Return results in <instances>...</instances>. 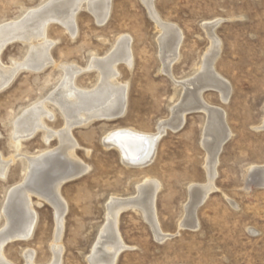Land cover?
<instances>
[{"label": "rangeland", "instance_id": "1", "mask_svg": "<svg viewBox=\"0 0 264 264\" xmlns=\"http://www.w3.org/2000/svg\"><path fill=\"white\" fill-rule=\"evenodd\" d=\"M50 1L0 0V26L18 21ZM151 1L160 23L171 25L182 35L179 58L168 71L164 70L157 42L161 28L142 0H110L103 23L92 12L98 6L83 2L74 18V36L57 20L47 26L52 63L39 71L19 69L0 90V155L10 161L5 177H0L1 212L8 191L23 182L25 156L51 152L60 145L56 135L46 144L44 130H38L20 139L16 151L12 144L14 121L34 104L43 103L51 112L50 118H45L46 130L61 132L64 116L48 100L60 83L61 67L82 69L74 82L81 89L91 90L98 82V70L88 68L91 58L111 53L119 36L130 38L131 65L118 62L116 66L117 82L126 85L124 114L98 117L71 129L70 135L78 144L74 158L88 168L60 187L66 213L59 241L53 205L31 194L36 214L33 232L27 240L4 246L7 263L51 264L53 249L60 245V264H89L91 249L106 221L109 200L134 199L137 187L149 179L160 184L156 218L161 232L168 236L157 240L137 208L124 209L117 229L125 248L115 264H264V185L249 175L251 167H264V0ZM207 24H212V34L207 32ZM211 37L218 42L211 72L227 83L229 92L224 102L219 90L209 87L202 91L201 99L223 112L230 134L218 151L214 190L196 209V227L179 228L189 200L188 188L207 182L206 113L189 110L182 126L166 128L156 142L152 162L142 168L124 163L119 151L107 148L103 139L125 128L157 132L159 123L168 121L180 102L185 91L182 84L199 75L212 45ZM31 52L30 43L13 40L0 53V64L4 68L22 64ZM4 223L1 215L0 229ZM28 253L33 254L31 262L26 259Z\"/></svg>", "mask_w": 264, "mask_h": 264}, {"label": "bare ground", "instance_id": "2", "mask_svg": "<svg viewBox=\"0 0 264 264\" xmlns=\"http://www.w3.org/2000/svg\"><path fill=\"white\" fill-rule=\"evenodd\" d=\"M142 1L156 24L161 28L162 34L157 42L164 70L168 71L179 58L178 50L182 41L181 32L171 25L160 23L153 10L151 0ZM83 2L98 6L97 12L94 10L92 12L100 23L106 20L109 14L110 0H51L40 8L28 11L22 19L10 21L0 26V53L8 43L16 39L26 41L32 47V52L22 64H13L14 66L10 68H4L0 64V90L9 85L19 69L25 67L39 71L47 64L52 63L49 54L52 43L46 41L45 36L47 26L51 21L57 20L69 30L71 37L74 36L76 33L74 18ZM205 27L207 32L212 34V24H207ZM211 40V48L199 68V75L182 84L185 91L180 102L172 109L171 118L166 122L159 123L157 132L147 134L125 128L110 132L103 139L107 148L113 147L119 151L124 163L142 168L152 162L156 142L166 128L176 129L182 126L184 115L189 110L201 109L206 113L207 131L204 142H206L209 152L205 167L207 182L204 185H191L188 188L189 200L184 210V220L179 223V228L196 227V209L214 190L213 183L216 176L218 151L230 134L224 124L223 112L208 107L201 99L202 91L209 87L218 89L224 102L229 92L227 83L211 72V69L213 70L211 65L218 47L217 40L213 37ZM91 59L88 68L98 70V82L93 89L79 88L74 81L82 69L77 68L78 66L67 65L61 67L63 74L60 83L48 98L59 107L64 116L65 127L61 132L53 133L46 130L45 118H50L51 112L49 114L43 103L31 104L33 106L26 109L13 123L14 141L12 144H14L16 151L20 148V139L31 137L38 130H44V142L46 144L56 135L60 145L51 152L25 156L23 182L8 191L0 212V216L2 215L5 220L3 228L0 229V264H9L3 255V248L8 242L27 240L33 232L36 214L32 208L31 194L43 198L53 205L56 212L54 218H56L59 226H57L58 231L55 236L56 240L59 241L62 220L66 213V205L59 194L60 187L66 180L77 178L88 168L74 158V150L78 144L70 135L71 129L76 125H85L98 117L113 118V115L124 114L126 85L117 82L119 72L116 66L118 62L131 65L130 38L119 36L111 53L103 58L100 57V59ZM9 162V160H3L0 155V177H5ZM249 175L251 178L256 177L258 183L264 185V167H251ZM159 188L160 184L157 181L146 179L141 186L137 187V197L134 199L113 197L109 200L105 209L106 221L91 249L88 257L89 264H115L118 255L125 248L119 236L117 224L120 213L126 208H137L141 212L151 226L157 240H164L168 236L161 232L156 218L155 199ZM61 252L60 245H55L53 249L54 260L51 264H60ZM32 258V253L26 255L29 262L32 261Z\"/></svg>", "mask_w": 264, "mask_h": 264}, {"label": "water", "instance_id": "3", "mask_svg": "<svg viewBox=\"0 0 264 264\" xmlns=\"http://www.w3.org/2000/svg\"><path fill=\"white\" fill-rule=\"evenodd\" d=\"M114 117H116V116H118V114H116V115H113Z\"/></svg>", "mask_w": 264, "mask_h": 264}]
</instances>
